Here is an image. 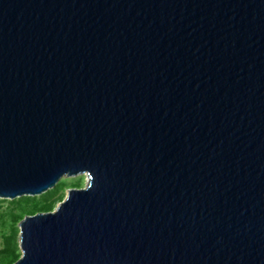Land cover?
Returning a JSON list of instances; mask_svg holds the SVG:
<instances>
[{"label": "water", "instance_id": "95a60500", "mask_svg": "<svg viewBox=\"0 0 264 264\" xmlns=\"http://www.w3.org/2000/svg\"><path fill=\"white\" fill-rule=\"evenodd\" d=\"M85 173L14 264H264V0H0V199Z\"/></svg>", "mask_w": 264, "mask_h": 264}, {"label": "trees", "instance_id": "16d2710c", "mask_svg": "<svg viewBox=\"0 0 264 264\" xmlns=\"http://www.w3.org/2000/svg\"><path fill=\"white\" fill-rule=\"evenodd\" d=\"M65 182L56 186L40 196H22L9 200L8 207L0 211V264H14L21 256L19 246V223L26 215L37 212L51 211L56 208L64 198ZM81 187V182L69 186ZM1 201H5L0 199Z\"/></svg>", "mask_w": 264, "mask_h": 264}, {"label": "rangeland", "instance_id": "374dc122", "mask_svg": "<svg viewBox=\"0 0 264 264\" xmlns=\"http://www.w3.org/2000/svg\"><path fill=\"white\" fill-rule=\"evenodd\" d=\"M88 181V175L85 173V174H78V175H75V176H71V177H67V176H64L62 177L58 183L60 182H65L67 185H66V188L64 190V194L65 196L67 195V192L69 190V186L73 183H77V182H81V185L83 184H86ZM57 183V184H58ZM37 196H40V195H37ZM5 201H1L0 202V211H3L5 210L8 205H9V200H12V199H3ZM58 205V204H57ZM0 243H1V240H0Z\"/></svg>", "mask_w": 264, "mask_h": 264}]
</instances>
